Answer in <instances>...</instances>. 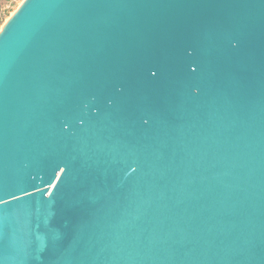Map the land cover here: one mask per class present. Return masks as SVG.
Wrapping results in <instances>:
<instances>
[{
    "label": "water",
    "instance_id": "95a60500",
    "mask_svg": "<svg viewBox=\"0 0 264 264\" xmlns=\"http://www.w3.org/2000/svg\"><path fill=\"white\" fill-rule=\"evenodd\" d=\"M0 264H264V0H29Z\"/></svg>",
    "mask_w": 264,
    "mask_h": 264
},
{
    "label": "rangeland",
    "instance_id": "374dc122",
    "mask_svg": "<svg viewBox=\"0 0 264 264\" xmlns=\"http://www.w3.org/2000/svg\"><path fill=\"white\" fill-rule=\"evenodd\" d=\"M25 0H0V30L6 22L21 9Z\"/></svg>",
    "mask_w": 264,
    "mask_h": 264
},
{
    "label": "bare ground",
    "instance_id": "6f19581e",
    "mask_svg": "<svg viewBox=\"0 0 264 264\" xmlns=\"http://www.w3.org/2000/svg\"><path fill=\"white\" fill-rule=\"evenodd\" d=\"M28 1L29 0H25L21 5V9L17 13L13 14V16L6 22V24L3 26V29L0 30V38L2 37L4 32L8 29V27L11 25V23L14 21V19L17 17L19 12H21V10L24 8V6L27 4Z\"/></svg>",
    "mask_w": 264,
    "mask_h": 264
}]
</instances>
